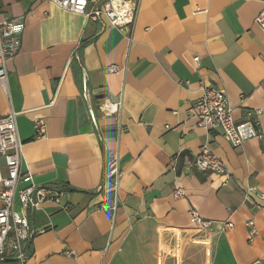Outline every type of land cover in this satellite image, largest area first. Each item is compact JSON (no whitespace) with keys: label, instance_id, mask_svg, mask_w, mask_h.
Segmentation results:
<instances>
[{"label":"crops","instance_id":"1","mask_svg":"<svg viewBox=\"0 0 264 264\" xmlns=\"http://www.w3.org/2000/svg\"><path fill=\"white\" fill-rule=\"evenodd\" d=\"M263 8L264 0H139L133 28L119 30L44 0H0V22L25 26L7 91L0 85V119L16 114L23 171L61 193L29 215L37 234L25 264H264ZM202 84L225 91L235 120L257 121L263 139L234 148L199 127L188 112ZM119 101L121 114L104 109ZM205 144L227 165L226 185L187 168ZM111 156L121 171L117 205L104 181ZM227 222L234 228L223 231Z\"/></svg>","mask_w":264,"mask_h":264},{"label":"built area","instance_id":"2","mask_svg":"<svg viewBox=\"0 0 264 264\" xmlns=\"http://www.w3.org/2000/svg\"><path fill=\"white\" fill-rule=\"evenodd\" d=\"M44 1L93 22H106L119 30L133 28L139 8V0ZM255 22L264 30V8ZM24 29V23L20 20L0 22V85L4 91H7V62L19 52ZM201 92V98L188 112L199 127L208 132L221 131L224 138L234 148H239L252 140L261 141L263 139L262 133L258 131L259 123L257 121L238 122L235 120L225 91L202 84ZM104 109L108 113L119 115L122 110V101L105 105ZM255 114L260 115V111H256ZM15 117L16 114L10 113L0 119V163L3 161L7 171L4 175L0 164V262L6 257H14L19 260L20 264H25L32 256V241L37 234L30 223L29 215L46 202L59 204L61 193L51 187L36 185L33 182L32 174L23 171V143L18 136ZM34 129L36 136H45L46 127L43 121H36ZM177 161L178 157L171 159L172 169ZM186 166L225 178V185L230 180L227 165L213 154L208 144L201 147L199 154L193 160L186 161ZM120 178L118 157L111 156L106 164L104 181L113 183L115 205L119 198ZM174 196L176 198L184 197L183 190L176 189ZM251 196L252 191H246L244 200L250 202ZM260 198L263 199L264 195H260ZM101 209L106 208L104 206ZM191 215L194 222L205 225L194 211H191ZM246 225L252 228L254 221H248ZM233 228L234 224L227 222L223 231Z\"/></svg>","mask_w":264,"mask_h":264}]
</instances>
